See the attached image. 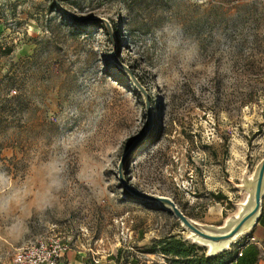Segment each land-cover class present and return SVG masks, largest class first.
<instances>
[{"label":"rangeland","instance_id":"obj_1","mask_svg":"<svg viewBox=\"0 0 264 264\" xmlns=\"http://www.w3.org/2000/svg\"><path fill=\"white\" fill-rule=\"evenodd\" d=\"M101 17L121 26L120 58L159 118L131 184L204 226H224L248 198L239 187L264 158V0H0V264L49 238L102 264H172L164 240L193 244L173 214L121 184L149 116ZM263 225L224 264L241 251L239 264L252 261V243L260 255Z\"/></svg>","mask_w":264,"mask_h":264},{"label":"water","instance_id":"obj_2","mask_svg":"<svg viewBox=\"0 0 264 264\" xmlns=\"http://www.w3.org/2000/svg\"><path fill=\"white\" fill-rule=\"evenodd\" d=\"M58 3V0H55ZM97 21L105 24L111 34L115 46L114 61L116 66L122 70L138 89L144 98L148 111V126L143 136L135 141L120 164V181L125 190L135 199L142 202L156 205L159 208L170 212L181 223L182 227L189 233V240L193 244H201L208 247L207 257H215L228 251L231 245L238 242L240 238L251 232L257 226L263 210L264 200V158L258 164L253 176L244 177L242 191L248 194L246 202L241 205L239 213L232 219L226 221L224 226H204L188 217L178 204L170 197L142 191L131 184L127 177L128 167L134 159L135 152L143 146L158 131L159 118L153 105L152 97L142 80L136 75L131 67L125 64L120 58V45L118 42L114 24L108 18H98ZM161 133L158 134V137Z\"/></svg>","mask_w":264,"mask_h":264},{"label":"built area","instance_id":"obj_3","mask_svg":"<svg viewBox=\"0 0 264 264\" xmlns=\"http://www.w3.org/2000/svg\"><path fill=\"white\" fill-rule=\"evenodd\" d=\"M69 246L60 238H49L20 248L14 256V264H66L64 259ZM243 252L238 253V258ZM238 258L233 264L238 263Z\"/></svg>","mask_w":264,"mask_h":264},{"label":"crops","instance_id":"obj_4","mask_svg":"<svg viewBox=\"0 0 264 264\" xmlns=\"http://www.w3.org/2000/svg\"><path fill=\"white\" fill-rule=\"evenodd\" d=\"M260 220H261V223L263 222V224H264V200H263L262 216H261ZM261 231L264 233V225L262 226ZM263 233H260V234L262 235ZM262 236H264V234ZM263 240H264V238H263ZM258 246H260V244H258V243H252L250 245V247L252 249V256H253L252 259L253 260L250 261L249 260L250 255H247L245 258L242 259L243 264H249V263L257 264L259 262L263 263L262 257L264 255V248L261 247L262 252L260 253V255H257V251L259 250ZM74 247L75 246H72V245L69 246V251H68V253L64 259V262L66 264H100V262L102 264V262L103 263L106 262L105 260H102V259H104V256L99 257L98 254L91 255L87 252L74 249ZM157 255L158 254H145L146 260H143L142 262L138 261L137 259H141V258L136 256V258H134V259L131 258L130 262H126L124 264H162V263H164V262H162V260L155 259V257ZM109 258H110V260L107 263L117 264L113 258H111V257H109ZM240 259H239V261H240ZM3 264H14V263L13 262H4ZM237 264H239V263H237Z\"/></svg>","mask_w":264,"mask_h":264},{"label":"trees","instance_id":"obj_5","mask_svg":"<svg viewBox=\"0 0 264 264\" xmlns=\"http://www.w3.org/2000/svg\"><path fill=\"white\" fill-rule=\"evenodd\" d=\"M52 7L54 8L56 7V5L54 4ZM100 25L101 28L105 29L108 32L109 36L111 37L108 27L103 23H100ZM114 27L116 30L118 40H121L122 39L121 26L114 23ZM195 246L196 244L188 245L185 240L171 238L169 240H164L162 242V253L164 255L174 257L172 260V264H224V262L221 259V255L224 252L218 254L215 257H207L206 254L201 257L194 256L193 251L195 249ZM236 259L237 258L231 259L230 262L233 263Z\"/></svg>","mask_w":264,"mask_h":264}]
</instances>
